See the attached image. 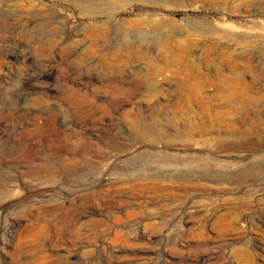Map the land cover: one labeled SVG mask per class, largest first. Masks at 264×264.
I'll return each instance as SVG.
<instances>
[{"label": "rangeland", "instance_id": "obj_1", "mask_svg": "<svg viewBox=\"0 0 264 264\" xmlns=\"http://www.w3.org/2000/svg\"><path fill=\"white\" fill-rule=\"evenodd\" d=\"M0 264H264V0H0Z\"/></svg>", "mask_w": 264, "mask_h": 264}, {"label": "bare ground", "instance_id": "obj_2", "mask_svg": "<svg viewBox=\"0 0 264 264\" xmlns=\"http://www.w3.org/2000/svg\"><path fill=\"white\" fill-rule=\"evenodd\" d=\"M111 67V66H110ZM112 68L114 69V67L112 66ZM112 68H110V69H112ZM38 88V87H37ZM51 92V91H50ZM181 100V103H183L184 101H185V98H181L180 99ZM39 233V232H38ZM24 263V262H23Z\"/></svg>", "mask_w": 264, "mask_h": 264}]
</instances>
